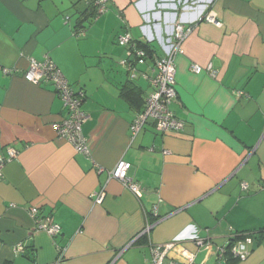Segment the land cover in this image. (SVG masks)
Here are the masks:
<instances>
[{
	"label": "crops",
	"instance_id": "1",
	"mask_svg": "<svg viewBox=\"0 0 264 264\" xmlns=\"http://www.w3.org/2000/svg\"><path fill=\"white\" fill-rule=\"evenodd\" d=\"M86 10L81 0H0V153H20L0 181V264H153L152 247L171 243L164 264H264V234L243 240L245 260L220 263L215 253L264 228V0H110L96 20ZM177 23L192 27L171 105L185 128L160 133L150 121L132 140L138 103L123 90L134 83L146 101L153 87L131 81L118 37L129 31L163 58ZM47 57L85 94L88 154L58 135L68 112L54 87L24 79ZM153 57L140 70L152 73ZM121 161L142 198L108 181ZM154 205L160 219L143 234ZM30 207L61 234L38 232Z\"/></svg>",
	"mask_w": 264,
	"mask_h": 264
},
{
	"label": "built area",
	"instance_id": "2",
	"mask_svg": "<svg viewBox=\"0 0 264 264\" xmlns=\"http://www.w3.org/2000/svg\"><path fill=\"white\" fill-rule=\"evenodd\" d=\"M89 2L91 0H84ZM107 0H98L96 5L99 6L98 17L106 10ZM206 20L209 22H216L215 18L207 16ZM218 23V22H217ZM192 32V27L185 26L182 23L174 25L172 38L169 39L166 56L163 58H155V67L152 73L140 70V67L149 64L150 57L145 49L139 47L130 33L119 36L118 41L122 46L127 47V59L122 60L120 63L129 73L130 77L135 80L138 78L148 81L153 90L149 94L146 105L142 113L137 114L130 126L132 140L137 138L143 131L145 126L152 121L156 129L160 133L179 132L185 128V123L178 119L171 110V105L177 97V70H176V57L184 53V43ZM77 32V35H82ZM191 71L195 74L207 73L210 76L217 78L219 73L216 72L212 66L206 68L193 64ZM5 73H10L5 70ZM24 79L28 82L40 85L44 83L51 84L57 96H59L68 112L67 118L62 122L57 123L55 128L58 135L70 142L78 153L88 154L87 140L83 134V124L88 120L87 114L83 111V101L85 94L82 91H74L72 85L69 83L63 72L58 66L50 59L46 58L43 62L32 60L28 70L24 74ZM19 151L13 147L7 149V155L4 156L0 153V181L3 178L4 166L19 157ZM131 169V164L121 161L110 172H108V181L118 180L129 189L137 198H142L143 190L141 186L134 182L128 175ZM242 189L247 190L248 184L243 183ZM105 196V189L99 194H94L93 198L97 204H101ZM30 215L35 220L36 230L38 232H45L51 237H57L61 234V227L58 225L51 215L42 214L39 208L30 207ZM156 221L148 223L143 234H150L151 230L155 227L160 217L158 214V206L154 205L151 211ZM251 238H247V242H251ZM193 241L200 247L208 245L211 249V243L206 240L194 237ZM174 247V244L152 247L153 264H164L169 251ZM24 246L21 245L17 249V253H23ZM228 251L231 255L239 260H245L249 251L246 250L243 241L235 242L230 250L227 246L216 249V256L220 263L226 262V255ZM170 264H177L171 262Z\"/></svg>",
	"mask_w": 264,
	"mask_h": 264
},
{
	"label": "trees",
	"instance_id": "3",
	"mask_svg": "<svg viewBox=\"0 0 264 264\" xmlns=\"http://www.w3.org/2000/svg\"><path fill=\"white\" fill-rule=\"evenodd\" d=\"M82 1V3L83 4H85V6L87 7V10L86 11H88L89 12V15L91 16V17H93L94 18V20H96V19H98L99 17H98V9H99V6L98 5H96V2L98 1V0H91V1H89V2H86V1H84V0H81ZM109 1L110 0H107V2H106V4H105V6H106V10H105V12L104 13H106L107 12V10H108V4H109ZM103 13V14H104ZM102 14V15H103ZM77 27V31H75L76 33H75V35H77V32H81L82 31V35H84V33H85V29H84V26H76ZM126 33H130L129 31H126L125 32V34ZM131 34V33H130ZM82 35H79V36H82ZM124 35V34H123ZM78 36V35H77ZM132 36V35H131ZM119 38V37H118ZM134 41H135V43L139 46V47H141V48H143V49H145L146 50V52H147V54H148V56L150 57V58H152L153 57V53H154V51L152 50V48L150 47V45L149 44H147V43H144V42H141V41H136L135 39H134ZM129 77H130V75H129ZM130 79H131V81L133 82V81H136V80H138V79H135V80H133L131 77H130ZM130 85V86H129ZM126 87V89L125 90H123V95L124 96H126L128 99H129V101L130 102H132L133 104H135V103H138V105H137V109H138V113L137 114H140V113H142L143 112V110H144V108H145V105H146V101L140 96V93L138 92V91H136V89L135 88H133L134 87V83H129L128 85H126L125 86ZM149 96V95H148ZM148 98V97H147ZM147 100V99H146ZM257 234H259V236H262L263 234H264V228L262 229V230H260V231H258V232H253V233H238V234H235L234 236H233V242H229V245L227 246V249L228 250H230L231 248H232V246L235 244V242L237 241V240H241V241H243V240H245V239H247V238H253L255 235H257ZM230 246V247H229ZM228 257V258H227ZM232 260H234V261H238L239 259H236V258H234L232 255H231V253L228 251V253H227V255H226V261L228 262V261H232Z\"/></svg>",
	"mask_w": 264,
	"mask_h": 264
},
{
	"label": "bare ground",
	"instance_id": "4",
	"mask_svg": "<svg viewBox=\"0 0 264 264\" xmlns=\"http://www.w3.org/2000/svg\"><path fill=\"white\" fill-rule=\"evenodd\" d=\"M230 247V246H229Z\"/></svg>",
	"mask_w": 264,
	"mask_h": 264
}]
</instances>
